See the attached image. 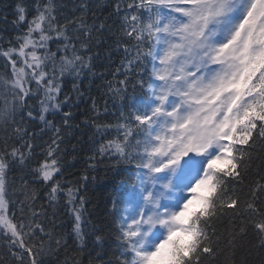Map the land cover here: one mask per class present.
Listing matches in <instances>:
<instances>
[{"label": "snow or ice", "instance_id": "6c2138e0", "mask_svg": "<svg viewBox=\"0 0 264 264\" xmlns=\"http://www.w3.org/2000/svg\"><path fill=\"white\" fill-rule=\"evenodd\" d=\"M55 8L54 0L38 3L28 21L25 7L18 4L16 23L27 21V31L17 37V46L0 49L11 69L0 73L5 145L0 152V235L8 238L9 251L20 264L26 257L27 264H41L45 241L35 233L45 230L16 219L12 211L7 171L23 153L15 147L9 151L8 140L23 138L25 116L33 118L28 98L39 92L44 96L39 119L51 126L45 114L61 106L60 77H78L88 63L67 35L68 24L55 22ZM127 8L135 10L123 17L124 34L134 41L132 48L124 46L125 52H135L128 64L151 68L144 97L132 105L133 122L118 125L122 138L99 149L116 155L117 164L134 167L122 198L121 264H235V251L226 252L213 226L220 217H241L240 233L251 226L264 248L259 195L264 178L255 181L244 200L229 187L244 182L252 161L264 151V0H132ZM79 27H87L83 19ZM54 36L66 42L59 57L49 48ZM138 83L144 87L143 80ZM60 167L49 147L35 169L43 181H52L51 200L56 199ZM68 198L70 204L75 199L71 190ZM73 212L74 232L82 243V213L75 207ZM229 235L233 245L235 234ZM14 247L20 251H11Z\"/></svg>", "mask_w": 264, "mask_h": 264}, {"label": "trees", "instance_id": "16d2710c", "mask_svg": "<svg viewBox=\"0 0 264 264\" xmlns=\"http://www.w3.org/2000/svg\"><path fill=\"white\" fill-rule=\"evenodd\" d=\"M45 2L0 0V49L17 46V37L27 31V21L16 23L17 5L25 7L30 21L36 15V5ZM54 3L55 22L68 24L67 35L72 38L78 54L88 63L78 77L69 73L60 77L61 91L57 102L61 106L59 109L50 108L45 114L51 126L39 119L43 92L28 98L33 118L25 116L23 138L12 136L8 140L9 151L15 147L23 153L22 158L10 161L7 171L15 205L12 211L16 219H23L25 223L31 220L44 228V233L39 230L35 233L45 241L44 251L38 257L41 264H121L123 244L119 239V223L124 207L122 198L134 167L117 164L116 155L111 152L101 154L99 149L109 140L122 138L123 129L118 125L133 122L131 108L144 97L150 66L147 64L142 71L137 67L139 62L128 64L135 52H125L124 47L132 48L134 43L124 34L127 0H54ZM118 3L119 12L116 10ZM81 19L86 28L79 27ZM64 43L62 38L54 36L49 41V48L59 57L64 53ZM82 43L87 47L81 48ZM71 51L69 48V57ZM10 71V66L0 57V73ZM140 80L144 81L143 88L138 83ZM65 113L70 115L65 116ZM3 137L0 132V152L5 148ZM49 147L55 149L61 165L55 177L59 183L55 200L50 199L52 181H43L35 171L39 162L46 158ZM261 178H264V151L252 161L244 182L229 187L244 200L250 196L255 181ZM69 190L75 197L71 204ZM33 193L32 199H25L26 195L32 196ZM259 195L264 200V193ZM74 207L82 213V243L74 232ZM242 224L241 217L233 218L228 213L215 220L213 226L226 252L230 248L235 251V264H264V248L259 246L251 226L246 233H240ZM230 232L235 234L233 245L228 244ZM11 251L19 252L20 249L14 247ZM0 264H20L9 251V241L4 235H0Z\"/></svg>", "mask_w": 264, "mask_h": 264}]
</instances>
